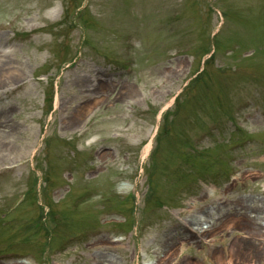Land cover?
Segmentation results:
<instances>
[{"label": "rangeland", "instance_id": "rangeland-1", "mask_svg": "<svg viewBox=\"0 0 264 264\" xmlns=\"http://www.w3.org/2000/svg\"><path fill=\"white\" fill-rule=\"evenodd\" d=\"M0 50V264H264V0H0Z\"/></svg>", "mask_w": 264, "mask_h": 264}, {"label": "bare ground", "instance_id": "bare-ground-1", "mask_svg": "<svg viewBox=\"0 0 264 264\" xmlns=\"http://www.w3.org/2000/svg\"><path fill=\"white\" fill-rule=\"evenodd\" d=\"M0 58H5L6 56H8V55H10L11 53H12V51L11 50H5V51H3V50H0ZM9 66H10V62H8V60H5V59H0V72H4V69H6V68H9ZM2 74V73H1ZM1 74H0V76H1ZM3 77V76H2ZM2 77H0V79L2 78ZM3 81V80H2ZM1 85V84H0ZM7 129H9V126L7 127V125L6 124H4L2 121H0V135L2 136L3 134H4V137H6V135L8 134L7 133ZM197 227H199L201 230H204V229H208L209 228V226L207 225V224H198L197 223V225H195L193 228H197ZM100 241H102V242H100L99 243V245H102V244H105V242L107 243V241L105 240V239H100ZM242 240H240V241H238V244L240 245V246H245V245H247V244H249L251 241H250V239L248 238L246 241H244L245 243H243V242H241ZM233 248H235V245H233ZM171 252L172 251H170L169 250V253H168V257L171 255ZM238 252H239V247H238ZM259 252V251H258ZM242 253V252H241ZM244 254V253H243ZM230 256H234L235 255V253L234 254H229ZM236 256V255H235ZM170 257H172V256H170ZM172 263V262H171ZM211 263H213V261H211ZM194 264H197V263H194Z\"/></svg>", "mask_w": 264, "mask_h": 264}]
</instances>
